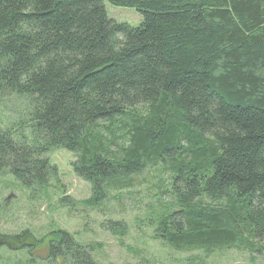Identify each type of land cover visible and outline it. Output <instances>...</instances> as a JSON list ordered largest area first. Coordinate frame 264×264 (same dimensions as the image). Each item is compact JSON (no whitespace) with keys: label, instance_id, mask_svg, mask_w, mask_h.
I'll use <instances>...</instances> for the list:
<instances>
[{"label":"trees","instance_id":"obj_1","mask_svg":"<svg viewBox=\"0 0 264 264\" xmlns=\"http://www.w3.org/2000/svg\"><path fill=\"white\" fill-rule=\"evenodd\" d=\"M104 2L141 23L109 20ZM11 102L0 172L24 189L55 179V149L98 204L160 166L156 239L264 253V0H0L1 112ZM50 237L48 263L95 264L69 235Z\"/></svg>","mask_w":264,"mask_h":264},{"label":"rangeland","instance_id":"obj_2","mask_svg":"<svg viewBox=\"0 0 264 264\" xmlns=\"http://www.w3.org/2000/svg\"><path fill=\"white\" fill-rule=\"evenodd\" d=\"M103 6L107 18L115 23L134 28L142 21L134 9L106 2ZM4 105L7 108L5 112L0 109V120L6 122L7 114L19 110L20 103ZM46 158L55 167V179L33 192L0 172V236L23 237L21 243L0 244V264H50L46 261L48 243L59 232L83 247L81 251L95 264H264V253L245 249L208 255L180 252L156 239L147 222L156 218L168 200L160 166L133 177L128 187L109 190L98 204L91 199L90 186L72 172L73 154L55 149ZM260 245L264 247L263 242ZM67 263L59 258L56 264Z\"/></svg>","mask_w":264,"mask_h":264}]
</instances>
